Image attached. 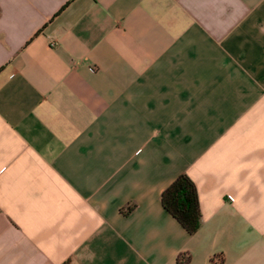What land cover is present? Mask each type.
<instances>
[{"label": "crops", "instance_id": "1", "mask_svg": "<svg viewBox=\"0 0 264 264\" xmlns=\"http://www.w3.org/2000/svg\"><path fill=\"white\" fill-rule=\"evenodd\" d=\"M178 256L264 264V0H0V264Z\"/></svg>", "mask_w": 264, "mask_h": 264}, {"label": "trees", "instance_id": "2", "mask_svg": "<svg viewBox=\"0 0 264 264\" xmlns=\"http://www.w3.org/2000/svg\"><path fill=\"white\" fill-rule=\"evenodd\" d=\"M163 207L186 229L195 234L202 224V210L195 181L186 173H180L162 192ZM177 257L178 264H187Z\"/></svg>", "mask_w": 264, "mask_h": 264}]
</instances>
